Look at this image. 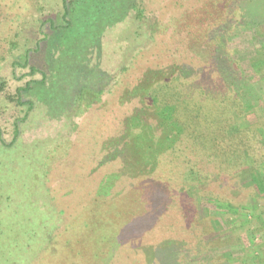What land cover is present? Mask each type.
Returning <instances> with one entry per match:
<instances>
[{
    "label": "rangeland",
    "instance_id": "1",
    "mask_svg": "<svg viewBox=\"0 0 264 264\" xmlns=\"http://www.w3.org/2000/svg\"><path fill=\"white\" fill-rule=\"evenodd\" d=\"M92 1L78 0L70 27L59 29L47 20L63 22L62 0L0 6V21L12 19L0 25V264H50L42 262L48 253L63 264L97 263L112 238L105 264H264V146L258 150L256 143L264 145V0L246 1L255 17L248 24L241 14L245 0H143V21L133 17L130 0L121 20L101 26L89 12ZM40 30L47 37L34 50ZM12 35L26 45L11 49ZM172 61L192 64L191 74L184 71L194 86L188 98L209 116L203 125L216 119L218 139L219 130L228 136L248 126L256 131L245 134L250 150L257 148L242 156L241 169L218 168L194 147L187 159L180 152L161 157L152 175L138 167L127 173L118 158L125 145L101 151V140L119 134L140 104L136 97L120 101L122 92L145 68ZM30 66L45 73L43 87L63 101V111L33 91L21 97L33 101L30 111L9 99L28 80L41 79ZM16 124L17 141L8 147ZM192 145L186 140L178 150ZM24 195L47 226L32 221ZM76 232L79 239L56 248Z\"/></svg>",
    "mask_w": 264,
    "mask_h": 264
},
{
    "label": "trees",
    "instance_id": "2",
    "mask_svg": "<svg viewBox=\"0 0 264 264\" xmlns=\"http://www.w3.org/2000/svg\"><path fill=\"white\" fill-rule=\"evenodd\" d=\"M4 1L6 0H0V6L4 5ZM129 1L130 0H93L92 2L88 3L91 8L89 12H91V15H93L95 20L99 22L100 26L104 24H112L123 18V13H125L127 3H129ZM246 1L248 0L244 1V9L241 10V14H243L244 17L242 21L245 22V24H248L253 22L255 17L249 11L247 13V8L245 5ZM77 2L78 0H62L63 22L56 25L52 20L49 19L47 21H49L50 27L54 29L69 28L71 23L68 16L72 6H74ZM5 5H7V3ZM130 7L135 19L139 21H143L145 19L143 0H134ZM11 20L5 18L1 20L2 22L0 21V25L8 24V22ZM7 31H10V27ZM85 32L87 36L89 34L91 35L88 28L85 30ZM40 33L42 36L34 41V50L37 49L39 42L43 38L47 37L42 32V30H40ZM7 38H4V42L6 44ZM9 45H12L10 47L11 49H17L18 47L25 46L26 41L23 40L22 42H17L14 40V35H12L8 40V46ZM27 51L29 50L24 52V66L27 65ZM190 51L194 52L193 49ZM202 63L208 64L209 62ZM14 64H19V62L16 61ZM187 64L189 66L192 65L191 63ZM138 65L139 64H134L136 70ZM188 65H181L180 62L175 63L172 61L161 67H144L145 69H142L143 71L141 72L138 80H136L129 88L125 89V92H122L120 101H122L125 97H136L138 98L140 104L124 118L122 121L121 132L115 136L101 140L100 146L101 151L106 153L111 152V148L115 149L117 145H125L126 148H123L122 152L119 153L118 158L121 159L123 163V169L126 170L127 173L138 167L141 169V173H144L145 175H152L159 170L158 166L161 157L165 156L164 158L167 160L169 156L176 157V155H178L180 152L183 153L185 159H187V156H189V149H193L194 147L196 150L199 149L201 152H203V154H206L207 157H213L212 159L218 163V168H220L219 166L223 167L227 165L231 172H235L241 169L242 156L244 154L252 152L257 147L259 150L262 146H264L262 141L256 140V143L258 144L257 147H252L250 150L252 143L251 145L249 144L250 139H246L245 134L256 133V131L254 132L250 126L229 136L228 134L224 135L223 132L219 130L218 139V135L215 134L216 119L214 120L209 118L210 120L207 119L206 124L203 125L201 118L204 117L205 119L209 116L202 114L201 105L191 104V98H188V96H191V94H187V92H191L194 89L193 84L187 82L190 77L184 74L186 68L189 70L187 75L193 72V69ZM138 69L140 70V66H138ZM36 72L41 73V79L28 80L24 86L16 88V91L9 96V99L14 101L17 105H26L25 109L27 112L33 108V101L31 99L22 100V92L33 91L35 94H37L38 99H42L49 104L50 109L55 108L56 106L59 108L63 101H61L59 97L56 100V96H54L49 89L43 87L45 84V73L34 66H30V73L34 74ZM180 74L183 75L181 76ZM183 79H185L184 82L187 86L184 85ZM82 83L83 82H81V84ZM222 86L225 88L227 87V91L230 90L231 94H233L226 82H223ZM3 89L4 83L0 81V91ZM235 95H231V99H234L235 102H237V107L239 110H241L244 108V104L242 101H240L239 97ZM211 98H213V96H211ZM60 110L63 111V107H60ZM210 112L212 111L210 110ZM216 113L219 114L217 111ZM66 116L69 117L68 114H66ZM18 132L19 129L18 125L16 124L14 128V136L8 143V147L15 145ZM186 140L194 141L196 146L192 145L193 147L184 149L185 152L179 151L178 149L181 147L180 145ZM254 152L255 151H253V153ZM166 164L167 163H165V165ZM45 165L44 166L46 168H51V166L49 167L48 165L47 167V164ZM41 169L44 170V168ZM221 172L219 169V173ZM41 174H44V171H42ZM189 174L196 175V171L190 168ZM253 174H255L254 176L259 175L255 171H253ZM156 179L158 178L156 177ZM258 187L260 191L263 190L262 182L258 181ZM30 193L31 192L26 195H29ZM26 195H24V197L28 201L29 197ZM104 202L106 203L105 200ZM27 203L31 208L29 211V216L32 221L38 223L41 221L45 226H47L49 220H47L46 216L41 214V210L37 207V205H35V203L32 201H28ZM109 213L111 214L110 211ZM83 228L82 231L84 230ZM58 231L59 230L57 229V236H60L61 233H58ZM82 231H80V233H82ZM45 232L47 233V241L45 242V245H47V247L49 245L50 247V239L52 238L50 237L51 229L47 228L45 229ZM80 233H72L70 237L63 242V244L58 246L56 245L57 247H55L64 249V247L71 241L70 238L77 236V239H79L81 236L79 235ZM113 239L114 238L111 240V244L108 245V248L101 250L98 253L99 260L97 263L81 261L76 262V264H105L109 260L110 255L114 250V247H112L114 244ZM47 247L43 246V251H48ZM48 254L49 257H44L42 262H45L47 259V262L50 264H63V262H59L58 260L56 261L55 255L52 253ZM66 264H73V261L67 262Z\"/></svg>",
    "mask_w": 264,
    "mask_h": 264
}]
</instances>
